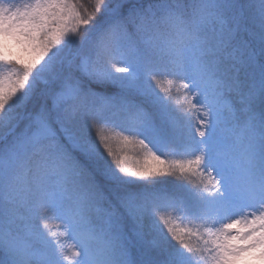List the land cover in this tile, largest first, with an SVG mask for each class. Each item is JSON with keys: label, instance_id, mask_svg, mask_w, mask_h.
Instances as JSON below:
<instances>
[{"label": "snow or ice", "instance_id": "snow-or-ice-1", "mask_svg": "<svg viewBox=\"0 0 264 264\" xmlns=\"http://www.w3.org/2000/svg\"><path fill=\"white\" fill-rule=\"evenodd\" d=\"M0 264H264V0H0Z\"/></svg>", "mask_w": 264, "mask_h": 264}]
</instances>
